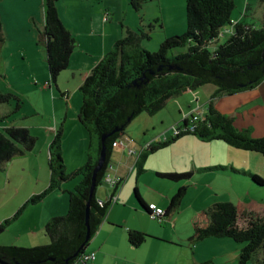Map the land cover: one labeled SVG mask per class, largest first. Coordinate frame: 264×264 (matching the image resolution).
Instances as JSON below:
<instances>
[{"label":"trees","instance_id":"1","mask_svg":"<svg viewBox=\"0 0 264 264\" xmlns=\"http://www.w3.org/2000/svg\"><path fill=\"white\" fill-rule=\"evenodd\" d=\"M43 1L44 26L40 42L45 46L48 83L56 86L59 75L69 65L76 42L60 20L58 0ZM143 2L144 0H130V5L138 12ZM258 3L263 6V14L260 24L255 25L232 21L234 0H185V33L166 38L155 52H148L140 47L141 41L149 38L147 33L141 29L125 30L123 38L115 43L113 49L90 71L79 87L82 102L78 120L84 130L96 139L95 152L90 147L86 163L67 173L62 158L63 132L59 127L49 145L48 187L31 196L14 215L1 222L0 235L21 216L24 208L42 202L52 192L60 191L62 184L79 176L81 181L73 191L68 192L66 214L52 218L45 225L44 232L49 239L47 245L32 248L0 246L1 262L77 264L111 205L110 200L100 205L96 199V191L108 171L114 146L125 135L127 126L142 113L154 116L165 107L167 101L205 85L215 86L216 91L207 103L204 119L197 122L184 119L178 123L177 134L148 144L139 155L136 176L144 172L143 164L149 154L169 146L185 135H192L202 142L221 141L235 149L255 152L264 157V137L253 138L248 130H237L233 118L220 114L213 106V100L221 95L251 89L264 81V0H258ZM227 26L233 28V33L224 43L213 46L219 40L222 29ZM4 42L0 21V48ZM176 48H186V51L168 56ZM11 101H15L12 113L18 112L20 98L10 92L0 93V104ZM114 129L118 131L109 135ZM103 135H108L104 142L106 158L102 169L97 173L96 188L89 201L92 173L97 164ZM36 143L37 138L28 128H5L0 133V174L13 159L31 152ZM204 170L220 171L226 168ZM230 170L237 174L244 173L233 168ZM244 174L249 176L254 185L264 187V178ZM157 176L180 182L189 180L192 174L158 173ZM117 190L118 187L115 192ZM186 192L185 186L180 187L169 199L161 223L171 213L178 211ZM134 194L142 202L137 188L134 189ZM88 201L90 238L86 241L85 207ZM141 204L148 215V205L144 206L143 202ZM204 214L208 224L204 228H194L189 239L192 244L207 238H229L244 244L238 254V264H247L250 260L255 264H264L263 215L252 212L239 214L236 205L228 201L208 206ZM147 237L149 235L141 231L127 232V242L133 247H139Z\"/></svg>","mask_w":264,"mask_h":264},{"label":"crops","instance_id":"2","mask_svg":"<svg viewBox=\"0 0 264 264\" xmlns=\"http://www.w3.org/2000/svg\"><path fill=\"white\" fill-rule=\"evenodd\" d=\"M128 6H131L130 0H120L119 3L113 0H58L57 11L60 20L63 26L74 37L76 47L70 56L67 69L58 77L57 84L54 86L55 90H51L50 86L47 89L43 85H37L38 82L45 84L48 81L45 46L40 42V36L44 26V1L0 0V21L5 38V42L0 48V60H2L3 66L6 65L7 68L11 69L14 75L22 76L25 74V77L31 76L33 78L34 87L32 92L35 94L34 97L38 94L44 97L47 94L54 115V119H50L48 124L43 126L47 131V136L43 137V142L36 145L31 152L26 153L23 157L13 159L5 167L4 173L2 172L0 174V191L2 192L13 184L14 179L17 185L19 177H27L29 181L30 174L33 173L35 175L37 172L42 177V183L38 187V190L32 189L26 191L22 196L21 202L15 208L17 210L12 215L31 196L41 193L48 187L50 179L49 145L59 127L62 128L63 132L62 158L66 172L71 173L86 163L88 148L92 145L91 137L88 138L82 133L83 142L73 157L70 144L68 145L66 140L68 137L65 135V123H62V126H57L60 121L64 122L69 117L70 111L67 109L69 100L72 101L75 98V104H78L80 85L90 71L113 49L115 43L123 38L125 33L124 28L132 30L135 29V26L137 27V23H135V26H130L131 24L123 26L122 24L124 22V15H134ZM106 13L109 17L107 21H104ZM134 18L129 17L130 20L133 19L131 23H134ZM236 22L242 21L237 20ZM232 33V27L228 26L223 28L219 40L213 46L219 43L223 35L227 34L229 37ZM5 51L10 52L8 56L5 55ZM1 70L2 68L0 67ZM1 75L6 78L5 74H0V79H3ZM203 88H207L205 89V95L208 99L206 100L205 107L202 108L206 112L207 103L211 95L216 91V87L208 84L203 86ZM1 91L0 93H2ZM9 91L11 93H21L16 88ZM4 105H7L8 108L5 114H3L5 116L12 110L13 106L10 103ZM213 106L220 114L232 117L237 130H248L253 138L264 137V81L251 89H246L232 95H221L213 100ZM22 110L12 120L27 119L31 115L38 114L39 111L35 107L31 108L29 112H25V109ZM4 116H0V125L8 122V120L2 122L1 118ZM184 119H187V117L182 120ZM32 125V123H27L26 121V123L9 124L1 127L2 132L5 128L11 126L24 127L31 131V128H33ZM79 128V131L84 129L83 127V129L81 127ZM145 131L146 129L143 130V132ZM160 137V135H156L146 140V137L137 139L131 134H126L115 144L108 174L110 177L120 178L121 185L115 192V189L111 188L108 181L104 180L101 186L97 188L96 199L106 202L115 194L116 201L111 202L106 216L84 251V253H95V260L91 264H112L113 259L118 262L119 251H117V248L126 246L124 245V241L126 239L127 242L128 230L145 231L136 222L137 220L132 221L130 219V212L140 215L146 212L141 204L142 202L144 206L154 202L153 204L156 206L166 209L169 199L175 193V187H168L167 191H160V193L155 192L146 179L147 175L144 177L148 171H152L156 177H158V173H180L185 171H190L189 173L193 176V173L197 171L198 174L195 176H198V178L195 176L193 178L191 177V180H194L197 185L210 181L216 185L227 182L239 187L243 182V177L241 178L239 174L229 170L230 168L243 171L247 168L245 161H251L253 163L259 162L264 167L259 157L246 154L249 151L235 149L221 141L202 142L192 135H185L167 146L169 148L163 155L161 152L149 154L143 164L144 172L137 177L136 163L139 155L149 143L155 142L156 139L159 140ZM187 148H191V151H189L191 161L188 163H186L188 154L182 151L187 150ZM177 151L176 156L175 153ZM250 153L258 154L255 152ZM163 165H166L168 169H163ZM215 167H225L226 170H204ZM80 181L81 177H77L70 182L64 183L60 186V191L52 192L42 202L32 207H26L22 216L11 224L13 225L17 222L14 229L16 232L15 235L11 239H1V237L0 246L14 245L32 248L47 245L49 239L44 232L45 225L52 218L66 214L68 209V192L73 191ZM133 181L135 182V188H137L138 196L142 202L136 196L135 201V199L128 195V189L131 185L133 186ZM250 183L248 189L251 193L260 194L262 192L261 189H258L260 187L254 185L252 182ZM140 185L151 189L158 196L157 201L152 198L150 200L144 196L140 192ZM236 194V191L231 194L212 191L210 194L211 198L205 197L204 199L206 200L202 202H197L196 200V204L193 202V209L196 205V210L189 218L193 232L196 226L200 228L207 226L208 220L204 214L206 207L217 202L225 201L234 204L233 200H225V198L237 197L238 199L239 196H236ZM183 203L184 201L182 200L178 211L171 213L162 223L171 220L170 222L176 227V221L182 211ZM236 207L237 209L239 208L237 204ZM244 210L243 212H252L264 216V198L262 196L259 199L253 198V196L246 198ZM7 217L10 218L9 214L0 216V223L8 219ZM148 238L152 237L149 236Z\"/></svg>","mask_w":264,"mask_h":264},{"label":"rangeland","instance_id":"3","mask_svg":"<svg viewBox=\"0 0 264 264\" xmlns=\"http://www.w3.org/2000/svg\"><path fill=\"white\" fill-rule=\"evenodd\" d=\"M113 1L116 3L120 2V0ZM234 4L235 8L231 16L233 22L238 20L244 23H254L255 25L260 24L263 14V6L258 3V0H234ZM246 5H248L247 9H245ZM128 7L131 9L134 15H124V22L122 24L123 26H128L129 24H131L130 26H135V23H137V27L135 26V29L132 30L137 31L141 29L143 32L147 33L149 38L143 39L140 44V47L143 50L155 52L158 50L160 43L166 38L175 35H181L186 31L185 0H160V2L159 0H144L138 12L133 10L131 6ZM129 17H135L134 23H131L133 19L130 20ZM124 29L126 30L127 28ZM227 38V34L223 35L217 44L224 43ZM185 51L186 48H176L173 49L168 56ZM9 53V51H5L6 56H8ZM0 67L2 68L0 74L6 75V78L1 75L3 76V79H0L1 92L8 93L10 92L9 90L16 88V90L21 92L19 94H22L19 95L17 92H13L20 98L21 106L18 112L12 113L15 108V101L10 102L13 108L8 114L5 115V119H3V117L1 118L2 122L4 120H8V122H6L4 125H0V133L2 132L1 126H7L9 124H21L23 122L26 123L27 121V123L33 124L31 133L37 138L36 145H39V143L41 144L43 142V137L47 136V131L43 126H46L50 119H54L50 99L48 98L47 94L44 97L39 94L34 97L35 94L32 92L34 81L31 76L25 77V74L22 76H18L17 74L14 75L10 68H7L6 65L3 66L2 60H0ZM36 78L41 81L38 76H36ZM47 80L49 81V76ZM37 85H43V87H45L41 82H38ZM49 86L51 87V90H55L54 85ZM45 88L49 89L48 87ZM205 89L207 88L201 87L196 91L167 101L165 107L154 116H149L146 113H142L127 126L124 134H131L137 139H143L146 137V140H149L156 135H160L161 139H156V141H162L164 138L170 137L173 134L171 127L177 125L182 121L183 118L187 117V119L190 120V115L201 116L204 113L202 108L205 107L207 102L206 100L208 99L205 95ZM79 95L80 97L78 98L77 105L75 104V98L72 99V101L69 100L67 108L68 111H70L69 117L64 122L60 121L59 125L57 126H62V123H65V135L68 137L66 140L68 145L70 144V150L73 157L83 142L81 136L82 133H84V135H86L88 138L91 137L89 133H87L79 124L77 113L81 105V94L79 93ZM33 107L39 110L38 114L31 115L27 119H24L26 121L20 119L12 120L15 115L19 113V111H23L22 109H25V112H29V110ZM7 110V105L0 104V116H4L3 114H5ZM79 127H81L83 130L79 131ZM144 129H146L145 132H143ZM91 139L92 145L90 147L91 150L95 152L96 139L93 136ZM168 148L169 147L158 149L154 153L157 154L161 152L163 155ZM182 151L188 154L186 163L190 162L191 160L189 158V151H191V148H187V150ZM177 153L178 151L175 153V155ZM246 154L256 155L264 164V158L262 155L250 152ZM245 164H247V168L243 170L244 173H249L264 178V167H262L259 162L253 163L251 161H245ZM162 168L168 169L166 165H163ZM189 172L190 171H185L180 173ZM244 173L239 174L241 178L243 177V182L239 187H237L236 185H232V183L222 182L220 185H216L210 181L197 185L194 180H191V177L193 178L196 174H198L197 171L193 173V176H191L189 180H183L180 182H172L160 177H156L152 171H148L144 177L147 175L146 179L148 183L151 184V188L155 192L160 193V191H167L168 187H175L174 192L176 193L180 187H186L187 192L183 198V208L178 220L176 221V227L172 222H170L171 220L169 222L167 220L165 223H161L158 220L150 219L146 212L143 213V215L137 213L133 214L130 212V219L132 221L137 220L136 222L140 224L145 230L142 232H145L152 238H148L147 241L138 248L131 247L125 239L124 245L126 246H120L117 248V251H119L118 262L113 259L112 264H238V254L240 248L244 246V244L236 243L229 238H207L201 242L192 244L189 241L193 234L189 218L196 210V205L193 209L192 203L194 202L196 204V200L197 202L205 201V197L211 198L210 194L212 191H217L223 194H231L232 192L236 191V196H239L238 199L237 197H226L225 200H233L234 204L239 206V214L245 211L244 206L246 198L252 196L253 198L257 199H259L261 196L264 198V187L258 186L260 187L258 189H261L262 191L260 194L251 193L249 191L248 185L251 182V179ZM195 177L198 178V176ZM15 182L16 181L14 179L11 186H9L3 192L0 191V216L9 214L10 217L17 210L15 208L18 206L17 204L21 202L23 198L22 196L26 191L32 189L38 190V187L42 183V177L40 176V173L37 172L35 175L33 173L30 174L29 181L27 177H19L17 185ZM132 184L133 186L131 185L128 189V195L135 199V182L133 181ZM140 192H142V194H144V196H146L148 199L157 201L158 196H156V194L151 189L146 188L144 185H140ZM23 205H21V207ZM25 209L26 208L23 209L22 214ZM16 223L10 225L8 229L6 228V232L3 233L0 238L2 237L1 239H11L16 233L14 231ZM127 251L129 252L127 253ZM247 264L255 263L250 260Z\"/></svg>","mask_w":264,"mask_h":264},{"label":"built area","instance_id":"4","mask_svg":"<svg viewBox=\"0 0 264 264\" xmlns=\"http://www.w3.org/2000/svg\"><path fill=\"white\" fill-rule=\"evenodd\" d=\"M108 14L106 13L105 16H104V21H107L108 20ZM45 87H49V83H45L44 84ZM204 116L205 114L203 113L201 116L199 115H196V116H193L191 115V119L190 121L191 122H197L199 120H203L204 119ZM172 131H173V134H177L179 132L178 130V124L175 125V126H172L171 127ZM165 139V138H164ZM163 139V140H164ZM110 166V165H109ZM108 170H109V167H108ZM104 180H107L109 185L111 186V188L113 189H116L117 187H119L120 183H121V179L120 178H113V177H110V175L108 174V171L104 177ZM103 180V181H104ZM112 203L116 201V195L113 194L110 199H109ZM105 201H101V200H98V203L100 205H103ZM147 212H148V216L150 219L152 220H158V221H162V219L164 218L165 214H166V211L165 209L163 208H160L158 206H156L155 204L151 203V204H148V207H147ZM95 260V253H83L77 260V264H91L93 263V261Z\"/></svg>","mask_w":264,"mask_h":264},{"label":"water","instance_id":"5","mask_svg":"<svg viewBox=\"0 0 264 264\" xmlns=\"http://www.w3.org/2000/svg\"><path fill=\"white\" fill-rule=\"evenodd\" d=\"M117 131H118V129H114L109 135L114 134ZM107 136L108 135H103L101 137V150H100V153H99L97 164H96V166H95V168L93 170V173H92L91 186H90V190H89V201H90L91 197L93 196L95 188H96V176H97V173L102 169L103 164L105 162L106 153H105L104 142H105V139H106ZM89 201H88V203L86 204V207H85V226L87 228L86 241L90 238L89 224H88L89 208H90ZM83 247H84V245L81 246V248H83ZM0 263L1 264H7V263L1 262V261H0Z\"/></svg>","mask_w":264,"mask_h":264}]
</instances>
